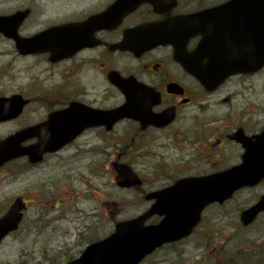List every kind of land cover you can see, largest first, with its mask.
Listing matches in <instances>:
<instances>
[{
	"label": "flooded vegetation",
	"instance_id": "1",
	"mask_svg": "<svg viewBox=\"0 0 264 264\" xmlns=\"http://www.w3.org/2000/svg\"><path fill=\"white\" fill-rule=\"evenodd\" d=\"M19 1L21 5L16 3L10 13L4 14L27 11L16 31L20 37L30 38L53 26L83 23L90 17L99 16L116 0ZM69 2L68 9L62 11L61 3ZM227 2L230 3L226 5ZM118 12L112 11L106 20L114 23ZM199 12L201 15L196 19L185 18ZM144 24L162 28H152L149 35L129 33L127 40L132 48L121 47L126 32ZM161 32L176 37L178 45L183 47L182 64L176 60L174 47L170 44H158L148 50L140 48L144 36L153 35L156 39L163 35ZM263 36L264 2L142 0L111 28H98L95 24L76 31L74 37H80L81 43L76 44V50L64 59L51 61L48 52L22 55L14 41L7 38L17 59L34 60L32 67L35 70L31 71L48 70L54 75L49 95L37 96L39 98L24 95L27 103L16 118H23L24 122L15 130L40 126L55 113L62 116L54 125L57 136H75L57 152L44 155L39 163L32 164L28 157H22L4 165L0 171L17 163L37 169L64 151H92L93 139L96 146L101 140L107 148L104 140L114 132L123 139L121 143L130 137L127 145L134 141V146L140 148L164 144L169 150H180L182 156L178 168L164 172L165 177L149 189L143 188V179L140 185L130 188L137 189L145 199L146 205L139 208V212H143L155 202V199H146L150 193L171 188L172 194L178 195L187 189L179 188V181L195 180L239 164L244 146L256 143L255 136L264 130L263 124H252L264 120V108L258 111L245 108L237 120L233 112L234 100L239 95L238 88L264 89V64L248 66V72L239 74L231 72V65L236 64L237 56L263 52ZM220 56L222 59L217 60ZM226 72L230 74L221 78ZM112 79L124 81L118 87ZM128 101L131 102L132 117L118 120L109 131L102 113ZM35 111L43 113L40 115ZM34 142L35 137L23 145ZM126 147L132 150L130 146ZM224 204L215 202L204 207L191 234L176 244L199 232L201 236L217 232L219 208ZM158 221L159 217L154 216L150 223ZM204 243L196 245L202 250L203 258L208 247ZM212 251L214 253L215 249Z\"/></svg>",
	"mask_w": 264,
	"mask_h": 264
},
{
	"label": "rangeland",
	"instance_id": "2",
	"mask_svg": "<svg viewBox=\"0 0 264 264\" xmlns=\"http://www.w3.org/2000/svg\"><path fill=\"white\" fill-rule=\"evenodd\" d=\"M16 3L21 5L19 0H0V14L11 12ZM70 4L61 3V10ZM16 59L11 44L0 37V96L49 95L54 75L48 70L31 71L34 60ZM238 93L233 111L237 120L245 108H264V100L260 101L264 99L263 87L256 91L238 88ZM23 122L19 118L0 123V138ZM252 124L264 125V120ZM130 139L121 143L123 139L114 132L104 140L107 148L101 140L96 146L93 139L92 151H64L37 169L17 163L0 171V214L16 196H25L28 203L19 229L0 243V264L65 263L77 257L88 243L111 233L115 223L135 217L146 205L143 196L137 189L115 185L111 162H127L143 179V188L149 189L165 177L164 172L180 166L182 153L164 148V144L140 148L131 141L127 145ZM28 171L34 173L26 174ZM262 193L264 182L237 192L219 208L217 232L210 236L199 232L187 241L163 247L141 264H264V213L246 228L238 219L240 211ZM204 241L208 248L203 258L196 245Z\"/></svg>",
	"mask_w": 264,
	"mask_h": 264
},
{
	"label": "water",
	"instance_id": "3",
	"mask_svg": "<svg viewBox=\"0 0 264 264\" xmlns=\"http://www.w3.org/2000/svg\"><path fill=\"white\" fill-rule=\"evenodd\" d=\"M122 1L119 0L113 7L121 4ZM12 25H14L12 21L7 18H0V31L5 35L9 36ZM67 31L64 26L61 27V34ZM18 45L22 47L21 44ZM23 104L19 95L0 98V121L16 117ZM52 118L53 116H50V119ZM116 118L119 117L116 116L114 120ZM28 136L27 131H19L0 141V166L26 153L27 149H23L20 143ZM261 137L258 139L264 140V133ZM56 141L57 138L53 136L40 137L39 143L28 149L31 151L29 153L37 157L46 150H55L58 148V145H54ZM61 141L66 142V139ZM247 148L242 164L191 183H181L182 186L187 187V191L183 190V195L173 196L171 190L159 192L157 209L152 208L136 219L117 223L112 234L89 245L79 258L69 264H138L163 244L184 238L190 233L193 225L187 224L186 218L193 212L199 213L208 203L223 202L230 198L234 191L245 186H253L264 177V146L260 144L258 147L247 146ZM113 166L118 177L121 178L118 185L129 187L140 183L129 166L118 163H113ZM22 207L20 201L16 200L0 219V237L18 227ZM262 211H264V196L241 213V220L248 225ZM155 212L164 214L165 217L157 225L145 226L144 222Z\"/></svg>",
	"mask_w": 264,
	"mask_h": 264
}]
</instances>
